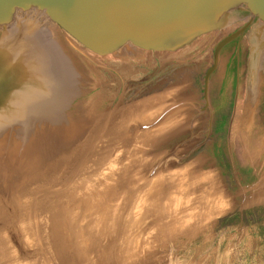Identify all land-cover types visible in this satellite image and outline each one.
I'll use <instances>...</instances> for the list:
<instances>
[{"label":"rangeland","instance_id":"obj_1","mask_svg":"<svg viewBox=\"0 0 264 264\" xmlns=\"http://www.w3.org/2000/svg\"><path fill=\"white\" fill-rule=\"evenodd\" d=\"M253 13L174 50L106 55L37 10L1 25L0 61L37 24L64 64L0 62V81L22 83L0 111V264H264V217L225 222L241 197L203 97L218 45Z\"/></svg>","mask_w":264,"mask_h":264},{"label":"water","instance_id":"obj_2","mask_svg":"<svg viewBox=\"0 0 264 264\" xmlns=\"http://www.w3.org/2000/svg\"><path fill=\"white\" fill-rule=\"evenodd\" d=\"M32 9L98 55L127 43L174 50L255 11L218 45L203 97L212 148L241 197L225 222L264 217V0H0V26L17 10Z\"/></svg>","mask_w":264,"mask_h":264},{"label":"bare ground","instance_id":"obj_3","mask_svg":"<svg viewBox=\"0 0 264 264\" xmlns=\"http://www.w3.org/2000/svg\"><path fill=\"white\" fill-rule=\"evenodd\" d=\"M51 27L53 28V26H51ZM25 30L27 31V33H28V31L30 32L26 36L25 42L24 41H19V43L18 42L13 43V47H14L13 48V52H14L15 55H17L16 58L14 59L15 62L9 60L10 57L12 56V51L9 54H8V51H6V53L3 54V56H1V58H4V59H2L0 62L3 63L4 65H5L6 62H7L6 65H10V64H12V65L17 64L18 65L19 63L26 62V58L24 57L26 55V56H28L27 57L28 61L26 63H28L29 65H32L34 67H35V65H38L40 71H42V70L46 71V68L45 69L43 68L44 63L48 64L47 65V67H48L47 69H49V70L52 69V67H49L51 65V63H53V67L57 66L58 68L57 67L56 68H57V70H59L61 68V65L64 64V60H63V55L64 54H63V47L58 42L59 40H57V37H55L57 41L53 38L52 33L54 31L50 32L51 31L50 28H49V30H50L49 31L48 29H44V27H42L40 25H37V24L36 25H30L29 24V28L27 27ZM40 33H41V35H40ZM37 34H39L40 37H42V38L41 39L36 38V36L38 37ZM34 37H35V39H34ZM47 40H50L52 42V44H55V47H53L54 50L48 49L49 48L48 47L49 43L47 42ZM139 40L142 41L141 38H139ZM45 42L48 44V46L43 48V46L45 45L44 44ZM143 42L146 43L145 41H143ZM23 43H24V45H23ZM25 45H27V46H25ZM25 49L27 50V53H25V51H26ZM46 49L48 51H46ZM54 52H56V53H54ZM36 57L40 61L37 60V59L35 60L34 58H36ZM20 60H22V61H20ZM35 63H37V64H35ZM34 67L32 69H34ZM9 75H10L9 73H6L5 74V79H1V81H0V84L5 86V88H3L4 86L2 88H0V111L2 109H4L5 105H8L11 102L10 99H11L12 95L8 96L7 94L10 93L11 90L13 91L15 88H19V87L22 86L21 82H20L21 84H17L16 82H14L12 85H10V84L8 85V81H9V83H12L11 77H9ZM41 75H42V73H41ZM8 88H9V90H8ZM2 98H4V99L2 100Z\"/></svg>","mask_w":264,"mask_h":264},{"label":"flooded vegetation","instance_id":"obj_4","mask_svg":"<svg viewBox=\"0 0 264 264\" xmlns=\"http://www.w3.org/2000/svg\"><path fill=\"white\" fill-rule=\"evenodd\" d=\"M12 85L13 83H9V81H8V85ZM0 86H4V85H2V84H0ZM4 98H2V100H3Z\"/></svg>","mask_w":264,"mask_h":264},{"label":"crops","instance_id":"obj_5","mask_svg":"<svg viewBox=\"0 0 264 264\" xmlns=\"http://www.w3.org/2000/svg\"><path fill=\"white\" fill-rule=\"evenodd\" d=\"M14 82H16V81H14ZM17 84H21L20 82H16ZM3 86H0V88H2Z\"/></svg>","mask_w":264,"mask_h":264}]
</instances>
